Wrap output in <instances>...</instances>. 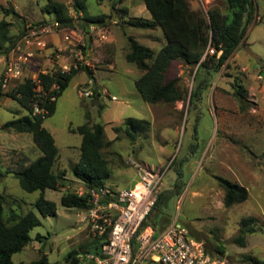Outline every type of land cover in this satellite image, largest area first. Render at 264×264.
<instances>
[{
    "label": "rangeland",
    "instance_id": "obj_1",
    "mask_svg": "<svg viewBox=\"0 0 264 264\" xmlns=\"http://www.w3.org/2000/svg\"><path fill=\"white\" fill-rule=\"evenodd\" d=\"M57 1L66 3L77 23L72 0ZM253 1L255 15L244 37L245 43L213 76L197 109L189 105L197 66L190 67L178 61L170 65L167 76L180 77L187 97L174 103L156 104H148L142 99L134 85L140 71L127 72L128 67H136L125 60L123 49L127 45L126 33L138 36L136 31L144 29L132 27L127 22L121 25L125 26L126 33H120L122 50L117 48L115 73L99 77L100 84L108 92H103L102 97H85L81 93V81L86 78L84 73L72 76L57 99L54 113L43 121L58 149L59 158L53 169H64L68 177L66 187L47 188L43 193L44 198L55 202L54 215L42 216L32 206L40 192L24 190L15 176L14 171L36 159L41 151L30 132L1 128L4 122L26 114L14 98L1 97L0 193L6 198L7 210L13 208L20 213L33 210L41 221L30 230L32 240L12 255L14 263L31 262L45 253L51 264H68L67 254L76 251L79 264H94L89 255L102 245L106 229L101 234L93 232L88 211L61 203L63 192L84 191L83 184L72 174L81 143V135L72 128L86 122V111L91 122L104 123L106 138L113 140L103 149L111 170L107 180L110 187L131 188L138 184L135 163L164 171L158 204L155 212L146 218L145 228L153 229L157 235L158 222L163 214L169 222L176 220L185 227L194 240L202 243L214 257L224 259L226 264H252L250 257L264 260V110L261 113L256 90V80L261 79L259 71L264 63V0ZM47 2L11 0L20 13L29 15L28 21L53 16L41 12ZM189 2L203 11L214 7L227 13L223 0ZM84 4L89 14H98L108 11L109 1L84 0ZM24 19L22 17L16 24L21 25ZM138 37L140 43L150 46L154 52L163 46L160 42L148 43L145 36ZM235 77L247 90L243 100L234 95L232 84ZM112 95L116 98L112 99ZM99 100L104 105L100 114L97 109ZM128 117L148 120L133 140L125 131ZM114 126H121V130L115 133ZM217 176L245 186L248 197L225 206L224 191ZM249 216L255 219L256 231L247 233L245 246H240L232 238L239 232L240 219ZM37 235L41 238L38 239Z\"/></svg>",
    "mask_w": 264,
    "mask_h": 264
},
{
    "label": "trees",
    "instance_id": "obj_2",
    "mask_svg": "<svg viewBox=\"0 0 264 264\" xmlns=\"http://www.w3.org/2000/svg\"><path fill=\"white\" fill-rule=\"evenodd\" d=\"M117 1L119 0H113L112 5ZM223 1L227 7V13L214 7L209 8L208 11L199 8L193 9L189 0H144L151 19L132 18L128 21L129 24L141 28L158 25L166 39L165 44L158 52H154L150 47L138 42L133 36L128 37V51L125 58L141 71V75L135 80L134 85L145 102L148 104L174 103L187 97V90L181 85L180 77L169 78L167 76L170 65L174 61H178L190 67L197 66L193 76L194 83L189 93V105L193 109H197L201 105L213 76L219 72L223 65L228 64L227 60L244 43V37L255 15L253 0ZM72 4L77 13L82 12V15L77 17V24L80 26L89 23L106 24L111 20V14H87L84 0H72ZM41 11L52 14V20H57L63 25H75L74 17L69 13L68 6L64 2L48 0L47 4L41 7ZM0 12L3 14V18L0 19V55H5L21 37L24 22L18 27L20 30L17 34H11V29L22 17L12 7L2 4H0ZM7 16H10V19H7ZM46 21L48 20L36 22L40 24ZM208 46L214 49L213 53L206 51ZM218 52L220 53L218 54ZM76 72L77 70H71L65 73L40 75L45 91L50 90L52 82L56 81L59 84L58 90L49 91L57 94L56 100L49 102L46 98L44 102L39 101V105L47 110L46 113L33 112L32 104L36 99L33 91L34 84L28 79L14 82L12 89L7 93L0 92V97L14 98L26 110V114L4 122L1 128L19 133L30 132L36 146L41 151V155L36 159L21 165L14 172L24 190L40 192L32 206L42 216L56 213L55 202L43 196L45 189H62L66 187L68 181L64 169L60 171L53 169L58 159V149L53 135L44 127L43 121L54 113L58 97L61 96ZM232 86L237 99L246 98L247 90L238 83L237 77H235ZM93 97L97 98L98 95L95 94ZM103 108L104 105L98 102L99 114ZM86 118V122L72 128L73 131L81 135L78 162L72 167V174L83 184L84 191L83 193L63 192L61 203L70 208L89 211L94 206L91 190L109 186L107 180L111 175V170L103 149L109 147L113 140L106 138L104 123L91 122L88 111H86ZM144 124H148V120L133 117L125 119V131L130 139L133 140L136 137L138 131L144 128ZM113 130L118 133L121 126H114ZM116 137L118 138V135ZM1 176L2 172L0 171V178ZM216 178L224 191L223 203L225 206L242 202L248 197V190L245 186L222 176ZM158 200L159 196L146 218L155 212ZM5 201L6 198L0 193V264H51L45 253L31 262L14 263L12 261V255L22 250L32 240L30 230L39 225L41 221L33 210H28L25 213H20L13 208L7 210ZM107 201V199L102 200V202ZM146 218L140 230L145 228ZM170 222L168 217L162 214L157 229H163ZM254 223L255 219L251 216L241 218L239 232L232 238L233 242L245 246V235L256 231ZM107 235L108 228L104 232L103 238L105 239ZM37 238L40 239L41 236L37 235ZM100 249L101 246L96 247L93 250L94 254H100ZM205 252L212 255L206 248ZM77 254L76 251H70L67 254L68 264H79ZM250 261L252 264H264V260L254 257H250Z\"/></svg>",
    "mask_w": 264,
    "mask_h": 264
},
{
    "label": "built area",
    "instance_id": "obj_3",
    "mask_svg": "<svg viewBox=\"0 0 264 264\" xmlns=\"http://www.w3.org/2000/svg\"><path fill=\"white\" fill-rule=\"evenodd\" d=\"M58 34L63 46L50 43L48 37ZM85 34L102 45L108 36L105 25L94 24L88 33L74 25H63L57 20L38 24L25 20L23 33L15 45L5 54V66L0 76V92L12 89L14 82L30 80L34 86V113H46L39 105L46 98L54 101L57 94L49 91L59 89L54 81L45 91L40 75L83 70L87 77L82 82L81 93L93 97L107 92L95 79V64L91 58L92 48L87 46ZM208 53L214 49L207 47ZM220 52H218L219 54ZM47 59L43 65L41 59ZM139 188L102 187L91 190L93 208L88 212L93 232L101 234L108 228V235L101 245L100 254H91L94 264H226L224 259L205 252L202 243L194 240L188 230L176 220L159 230H140L143 221L155 205L163 181L164 171L135 163ZM107 199V202H102Z\"/></svg>",
    "mask_w": 264,
    "mask_h": 264
},
{
    "label": "crops",
    "instance_id": "obj_4",
    "mask_svg": "<svg viewBox=\"0 0 264 264\" xmlns=\"http://www.w3.org/2000/svg\"><path fill=\"white\" fill-rule=\"evenodd\" d=\"M99 1L102 2L104 0H99ZM108 1H109L108 11L101 12V13L111 14V20L109 23H106V24H98V25H105L107 27V30H108L107 40L100 46H94V45H96V42L93 40V38L90 35L85 34L87 46L92 48L91 58L93 59V62L95 64V68H96L95 79H96L98 86L101 88H104V87H102V84H100L99 77L105 76V75H113L115 73V71H114V69H115V55L117 52V48H120L122 50L121 43H120L121 42L120 33H121V31L126 33V31L124 30L125 26H121L123 24V22H127L129 24L128 21L132 18H142V19H147V20L151 19V14H150L149 10L147 9L144 0H119L114 5H112L113 0H108ZM0 4H2L3 6L12 7L21 17H25L24 20H28L29 15L24 14V13H20L18 7L14 4H11V0H0ZM190 6L193 9L196 8L191 3H190ZM73 11H74V13H76V15H75L76 17H78L79 15H82V12L77 13L75 9H73ZM86 12H87V10H86ZM101 13H98V14H101ZM87 14H89V13L87 12ZM90 15H96V14H90ZM1 18H3V14L0 12V19ZM6 18L10 19V16H7ZM52 18H53V16L44 17V18H40L38 20L36 19V21L50 20ZM32 21H34V20H32ZM74 24L76 26L80 27L81 29L85 30L86 33H88L90 27L94 25V23H89V24H86L84 26H80L77 23H74ZM19 26L20 25H17L13 29H11V34H17L18 31L20 30V28H18ZM130 26H132V25H130ZM132 27H135V26H132ZM135 28L141 29V27H135ZM142 29H144V30H140V31L138 30L136 32H137L139 37L145 36L146 37L145 41H147L148 43L153 44L156 42H160L163 45L165 44L166 39L163 35L161 28L158 25L154 26V27L142 28ZM129 36H133L136 40H137L136 37H138V36H134L133 34H127L126 33L125 40L127 42V45L124 46V49H123L124 58H125L126 52L128 51V37ZM139 39H141V38H139ZM48 40L50 41L51 44H53L55 46H63V44H64L61 37L58 34H51L48 37ZM244 43H245V40H244ZM146 46H148V45H146ZM148 47H150V46H148ZM234 56H235V53H234ZM125 60H126V58H125ZM5 62H6L5 55H0V76H1V73L4 69ZM41 63L43 65H48L49 61L47 59L42 58ZM136 69H138V68L137 67L136 68L128 67L127 72L132 73ZM81 72L84 73L85 77H87L86 73L83 70L80 72H76L75 74H78ZM259 72H260L259 74H260L261 79L256 80L257 81V89L256 90H257V94H258L259 100H260L259 104L261 105L260 111H261V113H263V110H264L263 109V106H264V74H263L264 63H263V65L261 64ZM140 75H141V71H140ZM84 80H86V78ZM84 80H82L81 83L84 82ZM104 89H106V88H104ZM106 91H107V89H106ZM99 96L102 97L103 94L101 93ZM111 98L115 99L116 96L112 95ZM0 100H1V97H0ZM99 102L102 103L103 101L99 100ZM58 158H59V155H58Z\"/></svg>",
    "mask_w": 264,
    "mask_h": 264
},
{
    "label": "bare ground",
    "instance_id": "obj_5",
    "mask_svg": "<svg viewBox=\"0 0 264 264\" xmlns=\"http://www.w3.org/2000/svg\"><path fill=\"white\" fill-rule=\"evenodd\" d=\"M136 187L139 188V185H137Z\"/></svg>",
    "mask_w": 264,
    "mask_h": 264
}]
</instances>
